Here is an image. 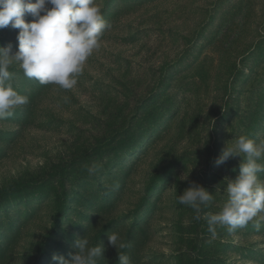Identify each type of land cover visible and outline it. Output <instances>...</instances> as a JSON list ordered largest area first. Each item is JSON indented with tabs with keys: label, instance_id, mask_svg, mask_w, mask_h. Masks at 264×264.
I'll list each match as a JSON object with an SVG mask.
<instances>
[{
	"label": "rangeland",
	"instance_id": "374dc122",
	"mask_svg": "<svg viewBox=\"0 0 264 264\" xmlns=\"http://www.w3.org/2000/svg\"><path fill=\"white\" fill-rule=\"evenodd\" d=\"M96 3L110 28L72 89L8 69L29 102L0 120V264H57L84 237L97 264H264V212L215 235L203 219L239 174L216 165L225 144L264 142V0ZM190 182L213 196L200 220L177 199Z\"/></svg>",
	"mask_w": 264,
	"mask_h": 264
},
{
	"label": "clouds",
	"instance_id": "9594fccd",
	"mask_svg": "<svg viewBox=\"0 0 264 264\" xmlns=\"http://www.w3.org/2000/svg\"><path fill=\"white\" fill-rule=\"evenodd\" d=\"M26 16L31 20L26 21ZM8 26L19 30L18 50L13 54L11 44L0 47V120L12 116L17 107L29 102L27 96L13 88L12 73L8 70L13 60L27 78L70 90L77 84L88 57L100 47L103 33L110 28L96 0H0V29ZM234 157H240L239 174L235 179L225 178L227 200L219 212L203 215L213 235L216 225L234 231L264 212V181L257 175L264 172V164L257 162L264 157V142L257 144L247 135H241L234 144H225L216 165ZM85 168L88 176L94 177L102 165ZM177 199L193 209L194 218L200 220L213 196L200 184L190 182ZM119 239L116 233L108 235L109 245L115 248ZM119 247L126 245L119 243ZM75 248L69 259L53 255L52 260L57 264H97L96 258L104 252L103 246H90L85 237L75 242ZM118 261L131 264L125 254H119Z\"/></svg>",
	"mask_w": 264,
	"mask_h": 264
},
{
	"label": "trees",
	"instance_id": "16d2710c",
	"mask_svg": "<svg viewBox=\"0 0 264 264\" xmlns=\"http://www.w3.org/2000/svg\"><path fill=\"white\" fill-rule=\"evenodd\" d=\"M1 205V204H0ZM3 206H0V208H2Z\"/></svg>",
	"mask_w": 264,
	"mask_h": 264
}]
</instances>
